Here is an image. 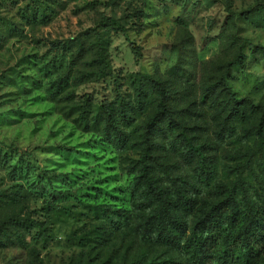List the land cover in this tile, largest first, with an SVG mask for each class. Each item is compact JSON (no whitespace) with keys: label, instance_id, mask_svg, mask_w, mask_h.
I'll return each mask as SVG.
<instances>
[{"label":"rangeland","instance_id":"1","mask_svg":"<svg viewBox=\"0 0 264 264\" xmlns=\"http://www.w3.org/2000/svg\"><path fill=\"white\" fill-rule=\"evenodd\" d=\"M107 1L0 0V89H8L0 91V136H5V128L23 125L12 142L4 144L0 140V170L9 171L13 166L12 147L21 149L16 140L24 129L29 140L41 133L44 135V144L37 143L29 151L35 166L33 174L22 180L10 179L8 171L0 176V259L16 250L5 264H113L121 249L122 264H127L133 251L132 245L123 244L128 235L134 240L138 238L144 246V251L132 264H190L175 247L145 241L134 228L131 233L125 231L120 247L101 258L109 239L126 230L130 222L135 226L143 214L138 207V196L130 190L135 177L119 183L125 172H138L137 160L147 134L146 122L157 109L154 88L146 75L136 70L141 60L150 61L154 67L170 65L166 66L165 75L155 80L166 88L174 116L186 122L190 135L207 144L217 168L216 178L222 174L226 177L227 169L236 162L233 152L240 151L239 135L253 130L249 143L258 136L260 120L264 117V64H261L264 36L242 38L239 33L244 30L238 26L237 18L231 13L223 15L224 0H112L111 4ZM133 4L139 6L133 8ZM122 5L124 15L117 19L115 13ZM177 5L180 13L169 18L171 9ZM100 8L107 9L111 15L100 12ZM129 8L132 10L128 11ZM33 10H44L47 16L34 20ZM24 11L27 19L23 18ZM104 16L117 19L125 31L104 23ZM145 29L150 31L137 43ZM153 34L154 43L149 41ZM11 39L21 45L16 49L20 55L15 63H10L12 55L4 56L5 51H10L7 44ZM148 43L151 46H145ZM132 45L139 55L132 52ZM99 46L102 59L97 56ZM207 53L212 54L211 58L203 60ZM232 61L238 62L228 79L232 92L237 98L257 105L249 123L229 120L225 124L222 104L201 103L205 87L219 85L226 65ZM257 66L261 69L259 73L248 71L249 67ZM81 79L83 85L79 84ZM236 84L246 90L241 93L234 88ZM91 85L98 87L76 97L77 87ZM139 89L141 95H138ZM97 92L99 99L94 95ZM58 94L62 100L78 99L79 104L72 107L65 103L60 107ZM106 107L112 110L116 125L125 133L123 146L115 144L111 133L106 131ZM74 112L76 119L69 121L67 118ZM141 116L145 119L137 123ZM260 131L264 134V124ZM165 132L154 130L149 134L155 176L165 170L155 150L159 147L155 141L165 139L171 145ZM52 138L60 142L54 146L48 144ZM63 147L74 150L69 152ZM97 149L100 153L117 151L120 155L105 160ZM209 149H215V153ZM36 151L42 157L34 156ZM180 155L190 166L191 174L171 178L192 181L193 164L182 152ZM101 160L103 164L99 163ZM44 173L63 174L50 184L44 182L59 196L56 201L61 206L59 210H49L48 197H41L25 187ZM157 177L162 183L170 179L169 176ZM89 178L91 182H85ZM6 182H11L9 188L3 187ZM204 189L199 191L202 193ZM260 196L261 200L264 195ZM200 197L212 198L210 193ZM30 204L34 206L29 207ZM94 208L113 216L114 223L102 218V213L95 214ZM116 211L126 214L128 223ZM13 217L34 219L40 222L41 229L32 225L18 226L9 221ZM261 258L264 251L253 264H260Z\"/></svg>","mask_w":264,"mask_h":264},{"label":"trees","instance_id":"2","mask_svg":"<svg viewBox=\"0 0 264 264\" xmlns=\"http://www.w3.org/2000/svg\"><path fill=\"white\" fill-rule=\"evenodd\" d=\"M107 3L111 4L112 0H108ZM31 16L36 20L37 17L44 19L47 14L44 10H33ZM23 18H28L26 11ZM103 22L113 25L121 32L125 31V27L113 17L104 16ZM132 52L139 55L136 46L132 45ZM97 56L102 59L100 46ZM237 63L229 62L220 77L219 85L215 87L207 85L201 98L203 105L222 104L221 111L224 113L225 124L229 120L249 123L257 107L247 99L237 98L228 84L231 69ZM145 77L157 94V109L146 122L147 134L144 136L142 153L137 160L139 175L134 178L130 188L131 192L138 196V207L143 213L139 222L135 224L134 231L145 241L175 247L186 256L190 264H253L264 251V196L261 200V196L258 195L255 200H245L241 203L234 197L217 203L211 193L212 198H201L199 189L208 187L207 169L210 160L214 161L209 156L207 144L190 135L188 132L190 127L186 122L174 116L169 107V94L162 83ZM138 95H141V89ZM104 113L106 131L111 133L115 144L123 146L125 133L116 125L112 110L106 107ZM263 124L264 117L260 120L257 134L262 141L264 134L260 129ZM154 130L166 131L171 146L183 149L182 154L194 165L192 181L182 182L178 178L170 177L169 182L173 187L171 189L160 187L161 179L155 176L151 164L153 144L149 143V134ZM12 149L15 163L8 171L10 179L22 180L33 174L35 166L31 163L30 152L17 147ZM63 149L69 152L74 150L73 147ZM214 165L212 167L217 177V168ZM62 176L60 173L38 174L37 180H33L30 186L27 185L28 190L41 197H48L49 210H59L61 206L56 203L57 199H60L59 196L44 182L50 184L53 179L57 180ZM93 212L102 213V218L111 223L115 221L113 216L97 208H94ZM116 213L128 223L129 218L126 214H120V211ZM9 221L18 226L32 225L41 229L40 222L34 219L13 217Z\"/></svg>","mask_w":264,"mask_h":264},{"label":"clouds","instance_id":"3","mask_svg":"<svg viewBox=\"0 0 264 264\" xmlns=\"http://www.w3.org/2000/svg\"><path fill=\"white\" fill-rule=\"evenodd\" d=\"M138 4H133L134 7H138ZM124 5L121 6L119 10L116 11V18L119 19L124 15ZM224 12L223 15L227 16L229 13L232 14L234 18H237V24L244 31L239 33L242 38H250L255 35L264 36V0H224ZM132 8H129L128 11H131ZM100 12H106L111 15L105 8H100ZM180 13V6L171 9L170 17H174ZM77 16H80V13H76ZM91 26V25H90ZM259 30V31H257ZM149 29H145L139 34L137 38V43L140 42L141 39L149 32ZM135 36V33L131 34ZM155 35L149 37L150 42H155ZM255 42V40H253ZM15 40H9L7 44V48L10 51H5L4 56L7 58L9 55L13 56V59L10 63H15V59L20 55V53L16 52L17 48H21L20 44H15ZM145 46H151V43L146 44ZM212 56L211 53L205 54L202 59L208 60ZM119 62H117L118 66ZM261 64H264V60L261 61ZM167 63L161 64L159 67H154L151 65L150 61L141 60L136 67V70L141 73V75H146L152 77L155 80L156 77H163L165 75V68ZM249 72L259 73L261 71L260 67H249ZM87 78V77H85ZM80 85H83V79L79 81ZM93 87H98V85H91L88 87H77L75 89L76 97H81L87 93H91ZM235 89H240L241 93H243L246 89H242L240 84L234 85ZM8 89H0V91H7ZM109 93H111V86L108 89ZM96 97L99 99V92L95 93ZM111 98V95L110 97ZM58 103L60 107H63L65 103H70L72 107H76L79 104L78 99L71 98L69 100L59 99L58 94ZM77 113H72L67 119L73 120L76 119ZM145 119L144 116L140 117V120L137 121L139 123ZM64 123L65 121H61ZM69 127H72L69 124ZM23 125H16L9 128L4 129L5 136H0V140L3 141L4 144H8L13 141V137H15L18 129H22ZM253 130H249L247 133L243 135H239V145L240 151L233 152V159L236 161L227 169L226 177L222 174L221 177H215V170L212 167L214 161L210 160L209 168L207 169L208 173V187L203 190L201 195L203 196L205 193H211L217 203L222 200L230 199L234 197L238 203H241L245 200L251 201L255 200L258 195H264V141L261 140L259 136H255L251 142L249 143L248 137L252 136ZM91 135V133L89 134ZM27 137V129H24L23 135L16 140L21 147V149H26L28 151H32L37 143L43 145L44 144V135L43 133L36 135L32 140L26 139ZM236 139V137H233ZM56 138H52L48 140V144H52L53 146L58 143ZM149 143H152L149 141ZM155 144L158 145L155 150L158 152L160 157L161 167L165 170L158 171L156 173L157 176L160 177H175L182 176L185 174H191L190 166L182 159L180 153L183 149L177 148L173 150L172 146L165 139L155 141ZM123 151L122 149L120 150ZM211 153H215V149H209ZM99 155H102L104 159H108L109 157H118L120 153L117 151H107L100 153L97 149ZM34 156L42 157V154L39 151L33 153ZM48 155H51L49 153ZM53 159H57L58 157L52 156ZM139 158V157H138ZM103 160L99 161V163L103 164ZM15 163V159L12 161ZM37 163L41 164V167L44 165L40 160H37ZM95 163V162H92ZM194 167V165H192ZM8 169L0 170V176H5ZM119 171V168H117ZM139 173L133 171L131 173L125 172L123 178L119 181L120 184H124L126 181H132L133 177L138 176ZM85 182H91V178L86 180ZM11 182H6L3 187L9 188ZM25 187H27L25 185ZM161 188L171 189L173 186L169 182L168 179H164L163 183L160 184ZM40 201H37L39 204ZM34 205H29V207H33ZM129 207V211H132L131 205H127ZM134 228V223L130 222L126 230H121L118 234H114L113 238H110L107 242L106 246L103 248L104 255L101 257L102 259L106 258L108 254L114 249L118 248L121 245L122 238L125 236V231L128 233L132 232ZM62 239V237H61ZM123 244L125 247L128 245H132L133 251L128 258L127 264H132V261L138 258L139 254L144 251V246L139 239H133L132 235H128L126 239L123 240ZM181 244H183V240H181ZM100 249H97L99 251ZM16 250L9 253L0 259V264H5L7 260L11 259V256L15 254ZM123 257V249L120 250V255L116 256L113 260V264H122ZM260 264H264V258H261Z\"/></svg>","mask_w":264,"mask_h":264}]
</instances>
